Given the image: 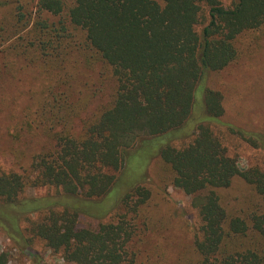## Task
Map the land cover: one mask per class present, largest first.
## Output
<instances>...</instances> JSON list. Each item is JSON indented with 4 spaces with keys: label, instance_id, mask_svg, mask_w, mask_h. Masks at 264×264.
<instances>
[{
    "label": "trees",
    "instance_id": "obj_1",
    "mask_svg": "<svg viewBox=\"0 0 264 264\" xmlns=\"http://www.w3.org/2000/svg\"><path fill=\"white\" fill-rule=\"evenodd\" d=\"M263 27L264 0H0V72L40 80L11 136L37 129L53 143L26 167L0 162V219L10 220L14 244L30 248L18 219L44 210L30 239L71 264H264V171L240 168L215 128L260 149L264 131L225 121L230 97L212 85L238 62L246 34ZM142 155L116 219L79 227ZM151 159L197 215L190 244L155 245V256L139 237L155 231L141 213L158 206L143 183ZM235 185L250 194L227 195ZM43 186L61 195L21 199ZM0 264H10L1 250Z\"/></svg>",
    "mask_w": 264,
    "mask_h": 264
},
{
    "label": "rangeland",
    "instance_id": "obj_2",
    "mask_svg": "<svg viewBox=\"0 0 264 264\" xmlns=\"http://www.w3.org/2000/svg\"><path fill=\"white\" fill-rule=\"evenodd\" d=\"M219 2L223 7H228L232 0H219ZM242 47L243 51L238 62L219 73L222 74V78L217 76L219 74L212 75V85L222 89L223 93L230 97V102L226 105L225 121L251 130L264 131V27L258 32L247 33L243 38ZM20 75L21 78L16 81L0 72V162L5 169H20V165L26 167L32 155L52 150L53 147L50 139L37 129L25 132L19 140L11 136L12 124L21 118V112L23 115L25 107L35 104L34 100L38 99L39 78L31 71ZM193 115L194 117L201 115L198 106L195 107ZM219 127L221 128H215L216 132L222 131L228 154L237 160L240 168L257 166L264 171V149L252 147L239 137L223 130L226 129L223 126ZM144 159V155L135 158L132 163L133 171L130 174H127L129 167L124 170L118 188L100 200L94 208V215L81 213L78 218L79 227L96 228L101 222L116 219L118 213L122 211L118 209L119 198L129 185L138 180V169L145 162ZM154 160H149L144 168L143 183L151 190L152 202L158 206L153 209V206L149 205L141 213L150 220L148 225L155 221V231L146 230L139 236L153 256L156 253L155 245L165 249L169 247L168 244H190L197 224V215L190 206L189 196L170 184L164 167ZM226 194L246 196L250 193L245 191L242 185H235L226 190ZM59 195L61 192L53 186L27 187L21 199L50 200L58 198ZM68 202L72 203L73 200ZM44 213L46 212L42 210L40 213H28L19 217V229L31 242L30 248L26 249H19L8 236L6 231L10 230V220L0 219L6 227L4 229L0 227V250L9 255L10 264H71L58 253L47 248L41 240L30 239L33 235L30 232L31 223ZM152 213L156 217H153ZM165 227L169 229L166 228L164 232ZM157 251L160 252L159 249Z\"/></svg>",
    "mask_w": 264,
    "mask_h": 264
}]
</instances>
